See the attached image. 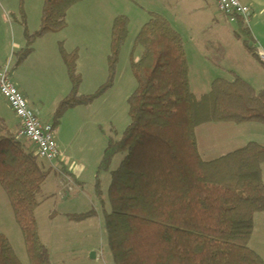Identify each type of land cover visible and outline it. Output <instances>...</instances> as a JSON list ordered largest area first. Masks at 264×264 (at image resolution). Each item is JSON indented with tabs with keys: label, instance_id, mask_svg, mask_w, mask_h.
I'll return each instance as SVG.
<instances>
[{
	"label": "trees",
	"instance_id": "1",
	"mask_svg": "<svg viewBox=\"0 0 264 264\" xmlns=\"http://www.w3.org/2000/svg\"><path fill=\"white\" fill-rule=\"evenodd\" d=\"M86 1L44 0L40 30L29 41L63 33L68 13ZM23 4L19 0L18 13L25 29ZM235 25L247 54L260 62L249 26L241 20ZM129 27L126 17L114 20L107 81L93 96L78 94V51L68 53L59 44L72 89L54 115V128L68 110L91 106L112 89ZM135 46L142 56L131 61L136 90L128 101L130 123L119 141L110 139L96 175L95 196L102 205L100 176L110 175L103 223L112 263L264 264L250 248L254 218L264 215V146L250 143L206 161L196 136L199 128L210 124L264 127V91L232 72V81L217 79L207 94L197 97L185 43L158 14H149ZM31 52L30 47L20 52L17 66ZM19 131L0 117V188L22 233L29 263L50 264L35 213L51 170L39 162L37 151ZM118 156L124 159L112 170ZM95 216L93 211L72 221ZM0 264H21L2 235Z\"/></svg>",
	"mask_w": 264,
	"mask_h": 264
},
{
	"label": "rangeland",
	"instance_id": "2",
	"mask_svg": "<svg viewBox=\"0 0 264 264\" xmlns=\"http://www.w3.org/2000/svg\"><path fill=\"white\" fill-rule=\"evenodd\" d=\"M111 1L115 8V13L113 11L112 14L104 6H87L90 2L77 7L70 14L72 34H68L69 53L73 52L71 47L74 48L75 45L82 49L80 53L75 50L78 51L80 59H78L77 66L83 84L80 93H78L81 97L95 95L107 81L108 67L102 72L100 69L102 63L103 68L107 66L110 55L111 30L114 23L113 21L111 24L110 20L126 17L130 21V27L128 39L120 55L115 84L112 89L98 98L91 106L70 109L60 118L64 158L72 160L75 164L80 163L85 168L87 175H84L83 181L78 183V188L71 186L70 189L74 192H66L62 199L58 192L64 182L60 185L57 184L59 191L56 190V185H52L51 174L44 195L52 193L53 195L47 197L52 196L53 198L50 201L42 198V195L40 197L41 206L37 209L35 216L40 239L49 251L50 264H113L109 256L103 223V210L109 208L108 189L110 185H108L107 177L110 178V175L102 174L100 176L103 206L95 196V172L97 175L110 139L119 141L130 123L128 101L136 90V82L131 72V61L132 58L136 62L141 59L142 49L136 48L135 43L139 32L149 21V13H155L165 18L182 37L189 59L191 85L192 76L194 82L196 74L199 82L204 79L232 81L233 75L230 73L233 72L247 83L252 84L255 90L264 91V66L255 59L249 62L245 60L243 55L246 50L236 35V25L227 22V19L218 11L214 0L207 2L209 3L208 8L205 7L206 0ZM42 4L43 0H24V13L29 14L31 22L33 17H39ZM19 8V0H0V59L6 58L4 63L10 64L11 80L14 83H22L26 94L22 90L20 92L26 96L29 108L39 111L40 122L44 125L53 122L54 115L59 110L61 102L71 92L72 86L65 74L62 77H51L47 67L38 68L33 58L18 68L16 67L18 51H16L15 42H25V48L30 44V48L33 50L39 46L33 41L32 43L25 41L24 29L21 26L18 13ZM213 19L216 21L212 22ZM84 46H87L88 50H85ZM203 54H206L205 59H203ZM254 75L260 78L261 83H256ZM203 92L197 91L194 87L197 97L206 94L208 90ZM0 109L6 112L3 107ZM6 113H4L5 119H7ZM0 115L4 117V115ZM246 126L215 124L204 126L203 130L199 132L200 152L204 154V150H206L204 147L211 151L210 156L204 157V160H217L243 148L248 142L259 141L264 145V137L253 135L248 130L252 126ZM237 131H242L240 133L244 134V143L225 141L232 138L231 134ZM123 159V156L115 158L112 170H116ZM39 162L46 164L42 159ZM0 193L3 195L1 188ZM7 199L5 196L4 198L0 196V234L7 236L21 263L30 264L22 233L14 220V214ZM93 211L96 212V216L93 218L72 221L74 216L86 215ZM54 213L57 216L50 221V217ZM255 220L256 228L250 248L264 257L262 251L255 245L256 240L262 237L261 234L264 231V215L256 216ZM88 246L101 249L106 256L104 262H90V257L93 254L87 255Z\"/></svg>",
	"mask_w": 264,
	"mask_h": 264
},
{
	"label": "crops",
	"instance_id": "3",
	"mask_svg": "<svg viewBox=\"0 0 264 264\" xmlns=\"http://www.w3.org/2000/svg\"><path fill=\"white\" fill-rule=\"evenodd\" d=\"M240 3L249 8L250 11H251V22L249 24V28L251 30V33L253 35V38H254V41H255V47L257 49V55L261 52L264 51V0H239ZM87 2H90V4H87V6H104L106 8V10H108V12L110 14L115 13V8L113 7L112 5V1L111 0H88L86 1L85 3L81 4V5H78L76 7H74L73 9H71V11L68 13V16H67V23H68V28L61 34H58V35H48V36H45V37H42V38H38L36 40L33 41L34 44H39L38 47H36L34 50L32 49V52L27 56L26 60L23 62V64L25 62H27L28 60H31V58H33V60H35V62L37 63V66L38 68L40 67H43V68H46L48 69L51 77H62L64 76H67V72H66V69H65V66H64V63L62 61V58L59 54V44L60 43H63L64 44V47L66 49V51L69 53V49H68V45L70 43V40H69V36L68 34H72L71 32V27H70V14L71 12H74L77 7H80V6H83L84 4H86ZM209 0H206V3H205V7L208 8L209 6ZM43 6H44V0H43V4H42V7H41V10H40V14H39V17L38 16H35L33 17V21L31 22V19H29V14L26 15V18H27V25H26V28L24 29L23 31V37L26 39L25 41H29V37L30 36H34L36 35L39 30H40V27H41V23H42V14H43ZM28 10V9H27ZM150 14V13H149ZM35 19V20H34ZM116 19V18H115ZM114 19V20H115ZM114 20H110L111 21V24ZM36 21V22H35ZM216 20L213 19L212 22H215ZM35 22V23H34ZM228 22V21H227ZM112 26V25H111ZM38 42V43H37ZM25 42H22V41H18V42H15V48H16V51L17 52V55L20 53V52H23L25 51L28 47H30V44H28L25 48ZM32 43V41L30 42ZM31 49V48H30ZM84 49L85 50H88V47L87 46H84ZM75 50H78L79 53L82 51L81 47H79L78 45H75L74 48L71 47V51H75ZM242 54V53H241ZM245 60H247V62L255 59L257 60L256 58L250 56L249 54H247V52H245V55H243ZM107 57V56H106ZM203 59L206 58V54H203ZM6 59V58H5ZM5 59H0V72L4 69V68H8V77H9V80L11 82V84L19 91V93L21 95H23V97L25 98L26 96L23 94L25 93L26 94V91H24L23 87H22V83L21 82H13V80H11V77H10V64H6L4 63V60ZM18 59V58H17ZM80 60V59H79ZM102 62V60H101ZM105 65H106V58H105ZM17 68L19 66H16ZM10 69V70H9ZM65 69V70H64ZM107 69V66H105L103 68V63L101 65V72L102 70L105 71ZM68 77V76H67ZM198 76L197 74L195 75V81L193 82V76H192V88H193V92H194V87H196V90L197 91H204L203 93H205V91L210 90L211 88V85L212 83L215 81V80H210L208 81L207 79H204L201 80L199 82V80H197ZM254 80L256 81V83H261L260 81V78L256 75H254ZM83 85V84H82ZM252 85V84H251ZM82 89V86L79 90V93ZM23 91L20 92V91ZM83 91V90H82ZM207 92V93H208ZM84 93V92H83ZM206 93V94H207ZM195 94V93H194ZM70 95V93L67 95V97ZM80 95V94H79ZM86 95V94H85ZM66 97V98H67ZM84 97V96H83ZM65 98V99H66ZM26 100V98H25ZM0 104H1V107H3V109L6 110L5 111H2L0 109V114L4 115L0 117L3 118L8 126L15 132H18L20 130V127L15 125V118L13 116V114L10 112V110L7 108V106L4 104V102L2 101L1 97H0ZM0 107V108H1ZM79 108H82V107H79ZM31 109V108H30ZM33 110V109H31ZM35 112H37L38 116H39V111L38 110H33ZM6 113V118L5 119V114ZM54 122L51 121V123H47V124H44V125H49V126H52L53 129H54V134H53V137H54V140H55V144H56V147H57V150H58V154L60 156V160H59V163L58 165L60 164V166L62 167L63 170L66 171V174L70 177V179L72 180V182L74 183L73 186H76L75 188H78V183L80 181H83V177L84 175H87L86 173V170L85 168L82 167V165L79 163V164H75L73 163L72 160H66V158H64V155H65V152L63 150V144H62V138H61V124L57 127L58 128V131L56 132V129L57 128H54ZM252 127H250L248 130H250V132L253 134V135H256V136H262L264 137V127H260V126H256V125H251ZM248 127V126H246ZM204 127H201L197 130L196 132V136H197V142H198V149H199V152L201 151V143H200V140H199V132L201 130H203ZM242 131H237L232 135V138H228L226 139L225 141H229L231 143H239V144H242L245 142V138H243V135L242 133H240ZM250 143H256V144H259V145H262L264 146L263 144H260V142H248L247 144H250ZM246 144V145H247ZM31 147L33 148V150L37 151L36 147L34 145H31ZM235 147V146H234ZM204 154H201V156L204 158V157H209L210 154H211V151L209 149H207L206 147H204ZM205 159V158H204ZM46 164H44L48 169L51 170V164L46 162ZM57 164V163H56ZM264 167V166H263ZM97 169V168H96ZM96 171V170H95ZM263 171V169H262ZM51 178H52V185H56L55 186V189L59 191L58 189V185H60L61 183L63 184V180L58 176L56 175L55 173L51 172ZM95 178H96V172H95ZM108 180H109V184L110 185V178L107 177ZM106 179V178H105ZM104 179V181H105ZM264 181V179H263ZM46 185L43 187V192H42V198H45L46 200H50L51 201V198H53L52 196L49 198L47 197L48 195H53L52 193L50 194H46L44 195L45 193V190H46V186L48 185L49 183V180L46 181ZM76 183V185H75ZM108 183V182H107ZM51 186V185H50ZM71 186L68 188V190H66V192H74V190L70 189ZM2 190V189H1ZM3 192V191H2ZM65 192V193H66ZM59 193V192H58ZM1 195V198H4V196L6 197V195L4 194L3 192V195L2 193H0ZM7 198V197H6ZM3 200V199H1ZM8 200V199H7ZM10 204V203H9ZM12 210V209H11ZM57 215L54 213L51 217H50V221L52 219H54ZM258 216V215H256ZM255 216V218H256ZM254 218V227L256 228V220ZM255 228H254V233H255ZM1 235V234H0ZM254 235V234H253ZM262 237L260 239H257L256 240V243L255 245L257 247H259V249L262 251V254L264 255V231L263 233L261 234ZM5 236V235H3ZM7 238V236H5ZM23 238V237H22ZM8 239V238H7ZM253 239V237H252ZM9 240V239H8ZM10 242V241H9ZM11 244V243H10ZM12 246V245H11ZM88 250H87V255L89 256L90 254H94L95 257L94 259H91L90 257V262H98V261H101V262H104V258L106 257L104 252L100 249L98 250L97 247H92V246H88ZM13 248V247H12ZM14 250V249H13ZM15 252V251H14ZM257 253V252H256ZM16 254V252H15ZM17 255V254H16ZM260 255V254H259ZM109 257V256H108ZM264 260V257L261 256ZM83 258V257H82ZM19 259V258H18ZM20 261V260H19ZM21 262V261H20ZM23 264V263H21Z\"/></svg>",
	"mask_w": 264,
	"mask_h": 264
},
{
	"label": "built area",
	"instance_id": "4",
	"mask_svg": "<svg viewBox=\"0 0 264 264\" xmlns=\"http://www.w3.org/2000/svg\"><path fill=\"white\" fill-rule=\"evenodd\" d=\"M218 11L235 25L239 20L247 26L251 22V11L243 6L239 0H214ZM259 60L264 66V51L259 55ZM0 97L15 118V125L20 127L19 137L27 140L37 149V155L40 159L51 164V171L58 175L64 182L58 195L62 199L70 186L74 183L66 174V171L60 166V156L53 137L54 129L52 126L43 125L40 122L37 112L31 110L25 98L11 84L8 77V68L0 72ZM57 163V164H56Z\"/></svg>",
	"mask_w": 264,
	"mask_h": 264
},
{
	"label": "water",
	"instance_id": "5",
	"mask_svg": "<svg viewBox=\"0 0 264 264\" xmlns=\"http://www.w3.org/2000/svg\"><path fill=\"white\" fill-rule=\"evenodd\" d=\"M94 257H95V255L93 254V255L91 256V259H94Z\"/></svg>",
	"mask_w": 264,
	"mask_h": 264
},
{
	"label": "bare ground",
	"instance_id": "6",
	"mask_svg": "<svg viewBox=\"0 0 264 264\" xmlns=\"http://www.w3.org/2000/svg\"><path fill=\"white\" fill-rule=\"evenodd\" d=\"M228 23H229V22H228ZM259 54H260V53H259ZM259 54H258V55H259Z\"/></svg>",
	"mask_w": 264,
	"mask_h": 264
}]
</instances>
